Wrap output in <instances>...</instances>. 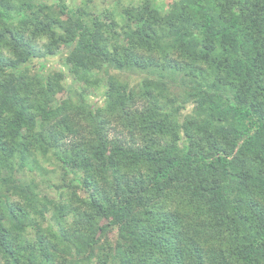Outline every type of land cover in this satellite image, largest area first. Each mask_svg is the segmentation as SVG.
<instances>
[{
    "label": "trees",
    "instance_id": "obj_1",
    "mask_svg": "<svg viewBox=\"0 0 264 264\" xmlns=\"http://www.w3.org/2000/svg\"><path fill=\"white\" fill-rule=\"evenodd\" d=\"M72 2L0 0V264H264V0Z\"/></svg>",
    "mask_w": 264,
    "mask_h": 264
},
{
    "label": "rangeland",
    "instance_id": "obj_2",
    "mask_svg": "<svg viewBox=\"0 0 264 264\" xmlns=\"http://www.w3.org/2000/svg\"><path fill=\"white\" fill-rule=\"evenodd\" d=\"M43 1H47L48 3H52L54 0H43ZM98 1H99V5H98L99 11H101L105 7H108L109 9H111L113 11V10L118 9L120 3L122 4V3L134 2L135 0H98ZM84 2H85V0H74V2H72V3L74 5L81 6L84 4ZM59 54H60V52L55 56H48V57L44 58V60H40V61L37 60V61L33 62L35 64V68L33 69V71L34 70L37 71V69H40L39 68L40 63L44 64L45 67H51L54 65L55 67H57L59 69L65 70V68L58 65ZM44 71H47L46 68H44ZM67 81L69 84H72L75 82V79L73 78L72 75L69 74L67 76ZM102 92H103L102 89L99 91L95 90L91 96V102H93V103L97 102V104L101 105L103 102L102 98H100ZM183 111L185 112L186 110H183ZM44 165H46L47 169H49V170L53 169L55 167V165L50 161L49 162L45 161ZM54 193L55 192H53V194Z\"/></svg>",
    "mask_w": 264,
    "mask_h": 264
}]
</instances>
